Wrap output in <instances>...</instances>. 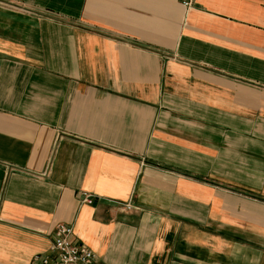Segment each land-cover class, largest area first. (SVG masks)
I'll list each match as a JSON object with an SVG mask.
<instances>
[{
    "label": "crops",
    "instance_id": "obj_1",
    "mask_svg": "<svg viewBox=\"0 0 264 264\" xmlns=\"http://www.w3.org/2000/svg\"><path fill=\"white\" fill-rule=\"evenodd\" d=\"M58 224L102 264H264V0H0V264Z\"/></svg>",
    "mask_w": 264,
    "mask_h": 264
},
{
    "label": "built area",
    "instance_id": "obj_2",
    "mask_svg": "<svg viewBox=\"0 0 264 264\" xmlns=\"http://www.w3.org/2000/svg\"><path fill=\"white\" fill-rule=\"evenodd\" d=\"M83 202L91 204L85 194ZM73 236L71 227L58 224L48 252L34 259L41 264H102L87 247L73 241Z\"/></svg>",
    "mask_w": 264,
    "mask_h": 264
}]
</instances>
